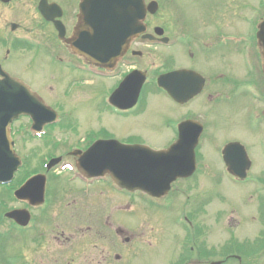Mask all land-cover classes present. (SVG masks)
<instances>
[{
    "label": "flooded vegetation",
    "instance_id": "1",
    "mask_svg": "<svg viewBox=\"0 0 264 264\" xmlns=\"http://www.w3.org/2000/svg\"><path fill=\"white\" fill-rule=\"evenodd\" d=\"M16 1L18 0H12L8 4ZM55 1L62 8L61 21L65 26V37H68L78 22L79 1ZM156 1L158 9L166 7L168 24L163 26L155 22L160 10L146 17V32L150 33L152 38L145 39L141 35L132 37L125 54L120 56L114 68L101 69L108 75L117 72L118 77L122 78L127 70L138 68V63L134 60L135 54L132 53L134 49L140 46L166 48L169 67L164 71L184 68L195 71L199 79L202 78L200 91L181 104L185 110L181 119H196L202 126V132L195 148V171L187 178L174 181L189 182L185 185H172L169 192L160 198L150 197L151 203L144 201L145 207H159L171 215V225L181 234L179 243L184 248L181 254H177L175 264H213L212 262L217 261L228 264L231 260L234 262L230 264H264V59L260 55L257 41L258 25L254 23L255 18L257 22L264 18V0H257L256 4L253 0ZM190 16H193L194 20L189 19ZM11 23L15 24V28L21 25L19 22H10V27ZM39 23L45 25L41 21ZM50 25L52 26L51 23ZM158 27H162L161 34H157ZM46 28L49 29L47 25ZM51 28L56 46L60 47L61 53L64 51L66 54L57 55L63 68L68 69V66L73 64L78 71L79 63L83 64L85 69L91 67L88 61L72 53L69 44L59 39L55 29ZM179 50L181 64L174 65L171 61ZM193 61L201 64L195 66L191 63ZM142 69L149 74L148 68ZM78 72L77 78L85 74ZM146 84L144 86L149 90L154 87L152 81ZM186 93H189V90ZM98 108L101 113L105 112ZM130 111L113 109L117 116H123ZM98 122V128H93L91 123L82 127L79 121L59 117L56 123L43 127L44 133L39 140L43 143L41 148L49 150L48 153L52 156H60L61 160L67 158L75 161L80 151L85 150L93 140L118 137L110 134L108 127L101 121ZM19 127L20 125L13 123L11 135L17 149L20 147L25 150L30 134L27 126L24 127L26 132ZM53 130L65 134V140L56 142L52 137ZM228 130H234L244 137L234 135L226 138L225 132ZM241 138H247L248 141ZM130 139L137 142L135 138ZM18 140L20 143H17ZM201 141L207 144L220 143V148L230 142L242 144L249 162L244 176L238 177L228 173L221 149L218 165L210 161L206 153H198ZM86 182L85 184L76 180L70 184L71 187H65L66 184H61L56 178V182L48 186L45 200L50 198L53 202L63 203L64 198H68L69 201L65 204L72 208V215L89 204L88 216L83 218L88 221V240L90 238L102 241L100 248L87 249L89 262L115 264L111 263L112 258L119 261L121 254L112 253L105 244L110 238V188L108 183L101 182V179H86ZM224 188H231L237 196L234 195L233 200H229ZM140 196L143 199V196ZM112 207L120 210L121 203ZM46 210L42 218L44 221L48 219L47 224L51 226L53 215L57 214L49 215L50 210ZM64 212L63 209L59 210V217ZM224 221L228 222L230 228V231L225 230L226 238L221 242L210 241V238L218 236L216 229L220 228ZM30 227L29 224V230L25 234L27 239L31 238V234L44 239L45 234L40 230L35 233ZM53 230L56 232L55 228ZM113 230L118 236H124V229L120 225L114 226ZM60 232V235L54 233L53 238L62 239L64 231ZM138 235L143 234L139 232ZM124 240L128 241L129 237ZM152 241H155L154 238ZM173 257L170 255V260H173ZM75 260V255L70 256L67 263L71 264Z\"/></svg>",
    "mask_w": 264,
    "mask_h": 264
},
{
    "label": "rangeland",
    "instance_id": "2",
    "mask_svg": "<svg viewBox=\"0 0 264 264\" xmlns=\"http://www.w3.org/2000/svg\"><path fill=\"white\" fill-rule=\"evenodd\" d=\"M34 1L18 0L11 4L0 5V38L2 39L0 41V63L8 73L19 76L31 85L34 90L41 93L47 99V104L57 110L58 115H63L67 120L79 121L82 123V127H87L86 125L91 123L93 128H98V121H101L106 124L109 132L115 128V132H113L119 134L121 137L129 139L128 136H134L138 138L139 142H144L153 148L165 147L171 138H176L175 133L169 128L168 122L179 120L184 115L185 110L182 105L178 106L170 102L158 91L153 90L150 92L147 89L143 93V99L140 102L138 110L130 118L126 116L127 119H114L112 117L108 119L105 112L101 113L98 111V107L104 105V97L111 90L115 80L118 79L117 77L110 78V80L96 77L85 81L73 82L71 86L78 91L70 90L69 85L74 76L71 71L54 65L51 62V56H47L45 52L40 50V47L23 49L24 47L17 46L15 42L21 36H30L36 39L45 48L44 50L49 48L48 43L51 42L53 33L49 28L51 37L47 33L46 26L38 24L39 18L35 12ZM253 2L256 4V0H253ZM166 15V7L164 6L155 18V22L163 26L168 24ZM254 17H256V13ZM189 19L194 20V17L190 16ZM10 22H19L21 25L15 31H11ZM56 47L57 49L60 48ZM54 49L55 47L51 46V50ZM138 49L143 53L139 57H134L137 60L139 68L145 67L149 70L153 65H159V63H165L162 69L169 67L167 64L168 50L166 48L153 49L140 46ZM42 53L44 56L41 57L40 54ZM179 53L180 50L176 52L175 59L171 61L174 65L181 64L179 60H182V58ZM184 59L186 58L184 57ZM191 63L195 66L201 64L198 61ZM231 66L234 67V65ZM138 111L139 113H143L140 115L136 114ZM113 119L116 122L112 121ZM21 122L25 123L26 119L21 120ZM110 123L117 124L111 125ZM230 131L233 132L231 133ZM53 134H56L57 137L60 135L57 130H53ZM234 135L236 137H244L234 130L225 132L226 138L234 137ZM120 136L119 139H121ZM241 139L248 141L247 138ZM217 144L221 145L220 143ZM42 146V141L30 139L25 150L20 149L23 159L28 160L26 161V165L20 170L21 172L18 173L22 179L28 171L39 167L42 153L45 151H42V149L40 151ZM199 148L198 153L202 154L205 151L206 157L208 156L210 161L216 165L220 163L218 156L212 150L211 144L209 145L205 141H201ZM67 175L64 173L59 176L52 174L49 178L54 179L57 177L60 181L64 182ZM187 182L189 181L184 182L180 180L175 182L174 186L185 185ZM64 183L66 184V181ZM71 186L66 184L65 187ZM224 189L226 190L225 193L229 196V200H233L232 197L234 195L237 196V193L233 192L231 188ZM7 196L11 198L9 193ZM2 200L4 204H0V211L3 207L7 208L6 210L13 207H27L25 204L20 205L12 199H7L5 196L2 197ZM109 200L111 207L112 205L118 206L121 203V210L115 212V214L113 213L110 217V236L113 235L114 238L111 237L105 241L107 248L112 253L117 252L119 255L121 254V260L114 261L112 258L111 263L154 264L168 260L169 256L174 255V253H182L183 247L179 243L181 234L176 230L172 232L173 226L170 222V214H166L163 211L158 212L159 208H146V205L144 202H140V199H133L127 194L115 193L112 190L109 193ZM67 201H69L68 198H64L63 203L53 202V199L50 198L47 200V210H50L49 215L57 214L53 215L54 221L51 223V226L47 224L49 222L48 219L47 221H39V218L44 213L38 210H31L33 221H35L42 234H45L44 239L39 237L33 238V234L30 239H27L25 235L11 228L7 220L0 221V241L2 240L0 254H7L11 257L17 256L13 260L15 264H68L67 261L70 259V256L74 255L76 260L71 264H92L89 262L87 249L90 247L100 248L102 241L90 238L88 240V232L85 230L88 221L83 218L88 216V213L86 216V211L89 208V204L85 208L78 209V212L72 215V208L65 204ZM62 209L65 212L59 217V210ZM113 210L117 211L114 207ZM175 213L176 211L173 214ZM116 225H121L124 229V236L114 235L112 229ZM151 226L152 229H150ZM54 228L56 232L53 230ZM60 230L64 231L63 236H61L62 239L53 238L54 233L61 234ZM225 230L230 231L228 222L226 221L221 224L220 228L217 227L216 235L218 236L210 238V241L221 242L226 238L227 233ZM139 232L143 235L139 236ZM158 235L161 237L159 240ZM66 237H69V239ZM125 237H129V240L125 241ZM171 237L177 239H175L173 244L171 243ZM153 238L156 242L150 240ZM157 241L159 245L156 246Z\"/></svg>",
    "mask_w": 264,
    "mask_h": 264
},
{
    "label": "water",
    "instance_id": "3",
    "mask_svg": "<svg viewBox=\"0 0 264 264\" xmlns=\"http://www.w3.org/2000/svg\"><path fill=\"white\" fill-rule=\"evenodd\" d=\"M129 3H132V0H121V25L123 26L132 16L127 9ZM119 5V0H82L80 9L83 20L79 28L75 30L77 39L72 41L67 39V41L71 42L74 49L87 53V56L95 62L102 63L117 57L125 49L131 35L140 32L139 29L129 32L123 28L120 32L114 20L120 16ZM52 8L46 0H41L39 3V9L46 19L54 18ZM145 11L143 1L138 0L136 19H143ZM55 24L58 27L57 23ZM136 24L139 26L138 21ZM258 27L260 53L264 58V19ZM59 35L62 37L63 31ZM0 74L4 76L0 79V181L6 182L12 178L13 171L19 164V159L12 154L10 148L7 125L20 113H26L32 117L33 127L39 128L44 121H52L55 112L48 108L23 82L9 77L1 68ZM143 74L140 71H133L127 75L110 96V102L120 108L132 106L136 102L143 82ZM158 83L180 102L199 89L198 86H194V76L183 70L160 75ZM187 89L190 90L189 93H186ZM200 132L201 126L196 121L182 122L179 125L178 140L168 149L160 151H154L144 145L119 144L114 140L98 142L88 151V156L93 159L87 161L83 157L80 160V167L90 175L109 172L112 179L126 189H142L150 195H162L168 190L171 181L193 172L194 147ZM235 147L238 146L235 145ZM235 147L231 143L223 150V157L230 171L235 170L232 157ZM43 187L44 176L39 178L37 175L26 182L16 194L35 203L42 199ZM8 215L22 224H25L28 218L26 212L21 213L18 210Z\"/></svg>",
    "mask_w": 264,
    "mask_h": 264
}]
</instances>
